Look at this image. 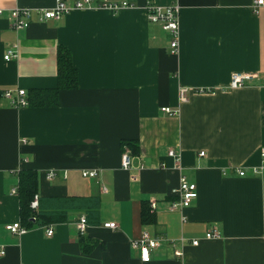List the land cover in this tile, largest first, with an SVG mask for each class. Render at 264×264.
Wrapping results in <instances>:
<instances>
[{
  "label": "crops",
  "instance_id": "1",
  "mask_svg": "<svg viewBox=\"0 0 264 264\" xmlns=\"http://www.w3.org/2000/svg\"><path fill=\"white\" fill-rule=\"evenodd\" d=\"M91 1L39 20L34 10L55 0H0L2 92L54 88L60 45L77 72V87L60 90L55 104L13 106L0 98V264H264V177L250 171L264 149V3L253 11L254 0H126L133 6L111 11L98 6L104 0ZM149 1L177 5L176 52L170 36L147 20ZM13 8L32 11L27 28L10 27ZM13 44L17 57L5 60ZM232 73L253 77L230 89ZM180 87L190 90L183 102ZM203 89L209 91H196ZM163 106L177 113L165 114ZM129 140L139 150L123 170L121 142ZM21 169L37 173L47 224L17 235L5 225L19 221L12 190ZM84 170L97 175L83 177ZM180 177L195 184L197 196L189 207L169 210ZM151 201L154 220L143 223L141 207ZM81 215L87 227L80 235L73 222ZM143 230L177 245L184 238L182 257L161 243L142 262L130 241ZM209 231L218 236L206 238Z\"/></svg>",
  "mask_w": 264,
  "mask_h": 264
},
{
  "label": "built area",
  "instance_id": "2",
  "mask_svg": "<svg viewBox=\"0 0 264 264\" xmlns=\"http://www.w3.org/2000/svg\"><path fill=\"white\" fill-rule=\"evenodd\" d=\"M263 0H254L252 2V10L256 11L258 7L263 5ZM92 6L91 0H75L72 4L68 5L65 0H55L54 5L51 8H38L34 12L38 15L39 20H48V19H59L62 15L67 13L72 9H83L89 8ZM100 7L107 8L111 11H116L123 7H132L133 5L126 0L122 1H107L104 0ZM146 18L150 23L157 24L160 28L170 36L169 49L171 53L177 51L178 40H179V9L177 5L171 4L167 6H159L153 2H146L144 5ZM3 9L0 8V15L2 14ZM32 11L28 8H13L8 12V21L10 27L14 30H21L27 28L31 22ZM17 57V49L13 44L6 48L3 58L9 60L11 58ZM253 76L250 74L244 73H232L228 83V88L235 89L240 88L246 84ZM199 92H206L209 90H196ZM190 92L185 87H180L178 89V100L183 102L187 99V95ZM2 96L7 98L10 101V104L13 106H26L27 105V95L24 89L18 88L16 90H4ZM161 112L168 115H175L177 110H173L167 106L160 108ZM168 155L174 157L175 160H178V157L175 155L173 150L168 151ZM199 155H203V151L199 152ZM132 154L127 147H123L121 157H120V166L123 170H130L132 168ZM250 171L257 176L264 177V149L260 151V161L257 166L251 167ZM236 173L239 176L244 175V169L239 168L236 170ZM54 175L53 171H50L46 174L47 178H51ZM83 177H95L97 172L95 170H84L81 172ZM12 193H16V188L12 190ZM178 199L172 201L169 204V210H183L190 206L191 202L196 198V186L194 183L188 182L184 177H180L177 188ZM38 206V195L35 194L33 199L30 201L29 207L32 210H37ZM155 208V202H150V209ZM263 214V226H264V207L262 208ZM34 220V218H32ZM185 217L182 216V220ZM74 230L77 234H83L86 230L87 223L84 215L79 216L73 222ZM44 227L45 235L51 236L54 232V225L48 224L42 226ZM103 227L114 229L116 227L114 222H106L103 224ZM7 231L11 234L21 235L24 234L28 229L21 226L20 222L17 220L15 222L5 225ZM218 236L214 231H209L205 234L206 238H211ZM263 238H264V227H263ZM186 242L184 238H179V245L173 239H168L161 235H151L148 231L143 230L137 239L130 241V246L133 249L139 251L140 260L142 262L150 261V251L156 249L161 243H167L172 247L173 255L177 258L182 257V244ZM199 242L198 239L191 240L192 245H197ZM5 249L0 246V257L4 256Z\"/></svg>",
  "mask_w": 264,
  "mask_h": 264
},
{
  "label": "trees",
  "instance_id": "3",
  "mask_svg": "<svg viewBox=\"0 0 264 264\" xmlns=\"http://www.w3.org/2000/svg\"><path fill=\"white\" fill-rule=\"evenodd\" d=\"M56 86L50 89H31L27 95V105L44 106L55 104L60 90L75 89L77 87V72L71 62L70 52L64 46L56 49ZM2 91L0 90V98ZM122 147H127L134 155L138 153L137 141H122ZM18 184L16 194L19 204V222L21 226L30 229L35 225L47 224L42 220L43 214L39 209V198L37 210L29 207L33 196L38 192V179L36 171L32 169H21L18 172ZM34 218V220L32 219ZM140 219L143 223L153 222L149 206L144 204L141 207Z\"/></svg>",
  "mask_w": 264,
  "mask_h": 264
}]
</instances>
